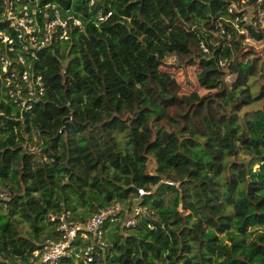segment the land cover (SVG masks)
I'll use <instances>...</instances> for the list:
<instances>
[{
	"label": "trees",
	"instance_id": "16d2710c",
	"mask_svg": "<svg viewBox=\"0 0 264 264\" xmlns=\"http://www.w3.org/2000/svg\"><path fill=\"white\" fill-rule=\"evenodd\" d=\"M254 4L100 0L109 21L36 53L45 97L17 120L12 101L0 103V186L11 193L0 200V264L58 240L50 215L84 224L115 204L92 264H264V28ZM24 7L31 0H0V32L14 38L4 15ZM192 67L185 91L174 71ZM176 104L184 111L166 120ZM93 242L78 238L60 264H84L77 255Z\"/></svg>",
	"mask_w": 264,
	"mask_h": 264
},
{
	"label": "built area",
	"instance_id": "2783aa9c",
	"mask_svg": "<svg viewBox=\"0 0 264 264\" xmlns=\"http://www.w3.org/2000/svg\"><path fill=\"white\" fill-rule=\"evenodd\" d=\"M99 1L85 0L86 9L83 11L52 3L41 5L39 0H31L32 10L24 7L18 13L8 11L4 15L5 23L8 22V28L14 32V38L8 32H0V41L9 45V52L13 54L0 55V103L12 101L18 110L12 113L14 120L22 119L25 113L31 112L47 92L44 77L34 69L36 53L69 40L74 33L83 32L86 24L99 27L109 21L112 12L97 8ZM248 1L243 0V3ZM254 5V12L264 28V0H255ZM234 10L230 8L229 12L233 13ZM220 35L227 36L226 31L221 30ZM17 42L21 53L16 52ZM201 48L205 54H209L210 50L204 44H201ZM3 114L0 113V116ZM29 149L34 153L39 147L31 146ZM139 194L143 196L145 192L139 190ZM10 196L9 188L0 186V200L4 202ZM119 208V204H115L101 210L84 224L72 222L70 214L50 215V221L55 225L59 236L58 240H46L28 262L21 261L19 264H60L64 258L71 256L78 238H93L94 242L77 256L82 258L84 264L94 263L98 248H107L104 242L105 223L109 218L116 220ZM143 212L145 210L140 208L134 210L135 216ZM135 225L134 216L125 224L127 228Z\"/></svg>",
	"mask_w": 264,
	"mask_h": 264
},
{
	"label": "rangeland",
	"instance_id": "374dc122",
	"mask_svg": "<svg viewBox=\"0 0 264 264\" xmlns=\"http://www.w3.org/2000/svg\"><path fill=\"white\" fill-rule=\"evenodd\" d=\"M189 57L187 56H181L180 61L183 62V60L187 59ZM175 69H173L174 71ZM198 68L192 67V68H186L182 70H175L174 76L179 85L183 88L185 91H191L195 87V74H197ZM264 83V80L262 81ZM173 110H177L180 112L184 111L183 105L176 104L175 106L169 108L166 112V120H169V115ZM259 166H256L255 169H258Z\"/></svg>",
	"mask_w": 264,
	"mask_h": 264
},
{
	"label": "water",
	"instance_id": "95a60500",
	"mask_svg": "<svg viewBox=\"0 0 264 264\" xmlns=\"http://www.w3.org/2000/svg\"><path fill=\"white\" fill-rule=\"evenodd\" d=\"M68 127H69V123H66L65 130H67ZM49 144H50V142L48 143V146L45 148V150H48L49 149Z\"/></svg>",
	"mask_w": 264,
	"mask_h": 264
}]
</instances>
